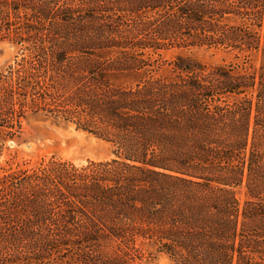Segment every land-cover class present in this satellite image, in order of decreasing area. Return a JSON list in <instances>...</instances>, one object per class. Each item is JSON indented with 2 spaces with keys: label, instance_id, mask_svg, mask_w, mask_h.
<instances>
[{
  "label": "trees",
  "instance_id": "obj_1",
  "mask_svg": "<svg viewBox=\"0 0 264 264\" xmlns=\"http://www.w3.org/2000/svg\"><path fill=\"white\" fill-rule=\"evenodd\" d=\"M1 39L21 57L0 74V130L42 113L113 155L1 175L0 264H140L145 246L264 264V64H246L264 0H0ZM195 45L244 60L206 66L182 52Z\"/></svg>",
  "mask_w": 264,
  "mask_h": 264
},
{
  "label": "rangeland",
  "instance_id": "obj_2",
  "mask_svg": "<svg viewBox=\"0 0 264 264\" xmlns=\"http://www.w3.org/2000/svg\"><path fill=\"white\" fill-rule=\"evenodd\" d=\"M20 52L18 45L7 39L0 40V74L6 73L8 66L21 57ZM174 52L165 51L158 59H169ZM182 52L193 61L206 66L244 60L242 54L221 46L195 45L183 49ZM246 60V64L254 67L264 64V47L247 56ZM17 129L12 136L4 129L0 130V176L16 169L42 166L51 160L81 165L88 160H104L113 155L109 142L76 127L73 122L55 119L42 113L22 118L20 128ZM235 192L241 203L245 198L243 190L236 189ZM145 247L149 253L141 260H136L140 264H174L166 254L149 246ZM30 256L32 258L26 256L21 260L20 257L16 261L18 264H67L64 261L67 260L66 254L58 255L53 251ZM2 261L3 264H13L9 257Z\"/></svg>",
  "mask_w": 264,
  "mask_h": 264
}]
</instances>
